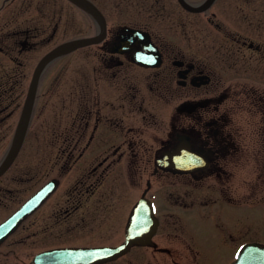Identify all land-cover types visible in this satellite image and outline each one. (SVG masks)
<instances>
[{
  "label": "flooded vegetation",
  "instance_id": "1",
  "mask_svg": "<svg viewBox=\"0 0 264 264\" xmlns=\"http://www.w3.org/2000/svg\"><path fill=\"white\" fill-rule=\"evenodd\" d=\"M77 1L0 0V167L40 61L96 39L41 69L0 174V227L16 219L0 264H231L264 248V0ZM44 76L57 108L33 121Z\"/></svg>",
  "mask_w": 264,
  "mask_h": 264
},
{
  "label": "water",
  "instance_id": "2",
  "mask_svg": "<svg viewBox=\"0 0 264 264\" xmlns=\"http://www.w3.org/2000/svg\"><path fill=\"white\" fill-rule=\"evenodd\" d=\"M75 1H76V3L79 4V2L77 0H75ZM211 2H212V0H207L201 8L195 9L194 11H197V12L204 11L205 8ZM94 41L96 42V39ZM94 41H86V42L85 41H74V42H69V43L60 45V46L56 47L54 50H52L51 52H49L40 61L39 66L36 68L34 75L31 79V82H30V85L28 88V94H27L26 101H25L24 108H23V112H22V116H21V119H20L18 126H17V129H16V136L12 141V145L10 147L9 154L7 155L5 161L2 163V165L0 167V174L3 171H5L6 168L10 165L15 154L17 153V151L19 150V148L22 145L24 135H25V131H26V127H27L28 120L30 117L31 109H32L33 99H34V95H35V91H36V84L38 82V78H39L41 69L49 61H51V60H53L59 56L68 54V53H70V52H72L78 48L87 46L91 43H95ZM137 59H138L137 61L143 62V60H141L140 56H138ZM50 191H51V189L46 191V187H45L39 193H37L34 196V198L36 199L38 197L47 196ZM30 203H33V202L31 201ZM15 221H16L15 218L11 219L7 224L0 227V231L12 228L14 226L13 223H15ZM11 224H12V226H9ZM231 264H264V248L248 244V245H246L240 249V251L237 253V255L235 257V261Z\"/></svg>",
  "mask_w": 264,
  "mask_h": 264
},
{
  "label": "rangeland",
  "instance_id": "3",
  "mask_svg": "<svg viewBox=\"0 0 264 264\" xmlns=\"http://www.w3.org/2000/svg\"><path fill=\"white\" fill-rule=\"evenodd\" d=\"M45 52V50H43V49H39V55H41V54H43ZM78 53V52H77ZM71 55H74V54H71ZM66 57H68V56H66ZM65 57V58H66ZM71 57V56H70ZM26 76L27 77H25V78H28V80H29V77H30V73L29 72H26ZM69 77H74V76H72V75H70V72H68L67 74H66V78H64V77H62L61 79L63 80H66L67 78H69ZM50 76L49 77H47V76H44L42 79V82H41V84H40V86H39V90H38V99H37V101H36V106H35V110L33 111V121L36 119V117H38L39 115H37L38 114V112L40 111V113H41V115L40 116H43L44 114H42V112L44 113L46 110H45V108H48V106H50L51 104H52V107H54V109L55 108H57V104L56 103H54L53 101L50 103V105H48V103H47V95H46V91H47V93H48V90H46L47 89V84H48V82H49V80H50ZM57 79H58V77H56V84H55V88L54 89H56L57 88V85L58 84H62V81H60L59 83H57ZM51 82V81H50ZM63 85V84H62ZM59 88H61V87H59ZM24 90L26 91V88H24ZM54 100H56V98L54 99ZM44 110V111H43ZM48 112V111H47ZM36 121V120H35ZM25 147L26 148H31L32 147V141L30 140V139H28V141H27V143L25 144ZM228 256H227V252L226 251H224V252H222L221 254H218V253H215L214 254V256H213V258H214V261H215V264H224V263H222V261L224 260V259H226Z\"/></svg>",
  "mask_w": 264,
  "mask_h": 264
}]
</instances>
